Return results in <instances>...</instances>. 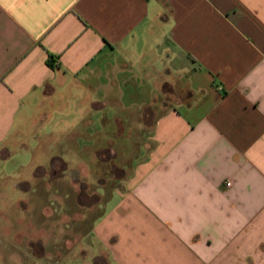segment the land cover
Segmentation results:
<instances>
[{
	"label": "crops",
	"instance_id": "0c3cea01",
	"mask_svg": "<svg viewBox=\"0 0 264 264\" xmlns=\"http://www.w3.org/2000/svg\"><path fill=\"white\" fill-rule=\"evenodd\" d=\"M19 149L77 199L79 153L126 165L79 264H264V0H0V180Z\"/></svg>",
	"mask_w": 264,
	"mask_h": 264
},
{
	"label": "rangeland",
	"instance_id": "374dc122",
	"mask_svg": "<svg viewBox=\"0 0 264 264\" xmlns=\"http://www.w3.org/2000/svg\"><path fill=\"white\" fill-rule=\"evenodd\" d=\"M33 136L30 133L24 135L23 142L30 146ZM135 137L137 140V136ZM129 138V135L116 137L111 134H100L98 147L106 145L110 140L114 145L126 146L130 143ZM57 152L59 150L55 148L48 150L46 148L45 151H38L34 160L48 161L56 157ZM123 152L128 154L127 150ZM88 153L90 150L82 151L77 155L90 165L87 169L93 170L91 176L87 177L89 194L87 197L82 195L79 199L76 198V191L79 190L80 184L33 181L30 176L33 171V167L29 165L30 155L23 149H19L12 161L5 166V174L0 180V264H79L81 262L82 239L89 230L92 219L103 211L106 197L115 187L117 179L123 175L122 170L124 173L127 172L126 165H113L121 159L108 161L105 158L103 161L101 153H98L96 167L90 163ZM69 155L73 158L74 153L69 152ZM109 156L110 154L106 157ZM78 160L80 159L76 157L72 162L77 164ZM126 161L130 163L136 161V158ZM56 168L61 175L64 167L57 165ZM77 170L76 167L68 170L70 177L77 178L79 176ZM82 188L84 189V184ZM103 188L104 195L100 197ZM46 190L51 191V194L47 195ZM95 190L98 192V197L92 194ZM68 191L71 193L69 198H67ZM119 201L120 198L113 196V199L107 203V208H112ZM96 202H98V210L95 209Z\"/></svg>",
	"mask_w": 264,
	"mask_h": 264
},
{
	"label": "trees",
	"instance_id": "16d2710c",
	"mask_svg": "<svg viewBox=\"0 0 264 264\" xmlns=\"http://www.w3.org/2000/svg\"><path fill=\"white\" fill-rule=\"evenodd\" d=\"M52 62H53V58L50 57L49 60H48V64H49L50 66H52Z\"/></svg>",
	"mask_w": 264,
	"mask_h": 264
},
{
	"label": "built area",
	"instance_id": "2783aa9c",
	"mask_svg": "<svg viewBox=\"0 0 264 264\" xmlns=\"http://www.w3.org/2000/svg\"><path fill=\"white\" fill-rule=\"evenodd\" d=\"M226 186L228 187V186H230V184H229V183H227V184H226Z\"/></svg>",
	"mask_w": 264,
	"mask_h": 264
}]
</instances>
